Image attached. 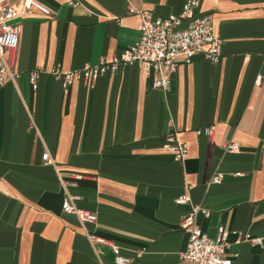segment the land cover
Instances as JSON below:
<instances>
[{
  "label": "crops",
  "instance_id": "obj_1",
  "mask_svg": "<svg viewBox=\"0 0 264 264\" xmlns=\"http://www.w3.org/2000/svg\"><path fill=\"white\" fill-rule=\"evenodd\" d=\"M36 1L50 14L16 20L18 75L0 86V264H114L110 244L130 264H177L192 205L209 212L195 219L210 237L219 225L264 237V0ZM188 1L212 13L218 62H179L165 90L134 64L91 84L41 73L32 90L34 67L78 69L133 44L140 17L129 7L161 17ZM212 124L210 137L196 133ZM167 131L189 143L183 160L164 149ZM182 194L188 203L175 204ZM69 196L96 220L62 212ZM228 249L232 264H264V239L231 235Z\"/></svg>",
  "mask_w": 264,
  "mask_h": 264
},
{
  "label": "built area",
  "instance_id": "obj_2",
  "mask_svg": "<svg viewBox=\"0 0 264 264\" xmlns=\"http://www.w3.org/2000/svg\"><path fill=\"white\" fill-rule=\"evenodd\" d=\"M75 6V2H70ZM199 7L198 1H188L178 13H169L161 17L153 16L147 10H136L129 7L130 13H138L140 17L139 38L131 45L114 54L109 60L100 58L96 64L84 65L78 69H64L60 63H55L49 68L34 67L28 72V80L32 90L38 87V77L41 73H47L55 78L62 79L69 84L73 80H82L86 83L94 82L106 72H115L119 68L134 64L146 75L152 76L151 87L167 89L171 75L175 72L179 62L190 64L195 55H201L204 59L218 62L220 59L221 39L215 34L213 16L210 12H195ZM49 15V8L36 0H18L9 5L6 0H0V86L7 81H14L18 73L14 69L16 49L19 41L20 24L16 21L23 16L32 15L34 12ZM187 21V25L183 23ZM261 76L256 77L259 83ZM30 127L37 131L33 119H30ZM215 125H208L196 130L197 134H205L210 137ZM164 149L171 153L176 160H183L187 153L189 143L176 138L172 131L164 134ZM229 152H238V142L228 141L223 145ZM44 164H52L53 161L48 152L41 156ZM79 177L80 175H73ZM224 177L223 173H215L210 182L219 183ZM74 196L64 197L61 203L62 212L74 214L79 222H94L96 214L87 209L74 205ZM185 194L179 195L175 204L188 203ZM208 216L209 212L199 206L192 205L188 214L182 215L179 226L186 233L185 246L178 253L177 264H232L237 257V252L229 251L231 235L237 242H248L258 245L264 237L251 236L241 230H230L219 225L216 235L210 237L197 223L195 217L198 213ZM91 239L103 241L94 235H87ZM114 254V264H130L131 258L121 254L119 246L110 244Z\"/></svg>",
  "mask_w": 264,
  "mask_h": 264
}]
</instances>
